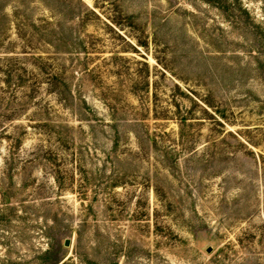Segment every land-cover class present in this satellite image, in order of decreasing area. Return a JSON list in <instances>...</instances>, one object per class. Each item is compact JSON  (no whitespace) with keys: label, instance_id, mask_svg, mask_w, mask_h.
Listing matches in <instances>:
<instances>
[{"label":"rangeland","instance_id":"1","mask_svg":"<svg viewBox=\"0 0 264 264\" xmlns=\"http://www.w3.org/2000/svg\"><path fill=\"white\" fill-rule=\"evenodd\" d=\"M0 264H264V0H0Z\"/></svg>","mask_w":264,"mask_h":264},{"label":"water","instance_id":"2","mask_svg":"<svg viewBox=\"0 0 264 264\" xmlns=\"http://www.w3.org/2000/svg\"><path fill=\"white\" fill-rule=\"evenodd\" d=\"M66 246H69L70 245V240H67L66 243H65ZM210 251V250H209Z\"/></svg>","mask_w":264,"mask_h":264}]
</instances>
